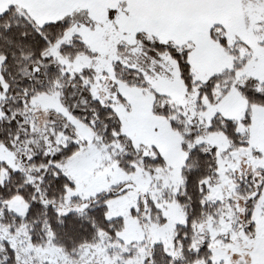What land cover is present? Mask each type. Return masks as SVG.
<instances>
[{
  "label": "snow or ice",
  "instance_id": "snow-or-ice-1",
  "mask_svg": "<svg viewBox=\"0 0 264 264\" xmlns=\"http://www.w3.org/2000/svg\"><path fill=\"white\" fill-rule=\"evenodd\" d=\"M0 264H264V0H0Z\"/></svg>",
  "mask_w": 264,
  "mask_h": 264
}]
</instances>
